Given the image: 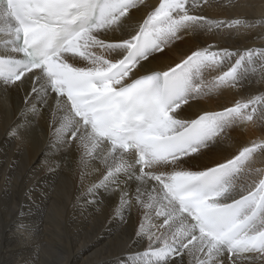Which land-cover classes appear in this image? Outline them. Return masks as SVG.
<instances>
[{
    "label": "snow or ice",
    "instance_id": "6c2138e0",
    "mask_svg": "<svg viewBox=\"0 0 264 264\" xmlns=\"http://www.w3.org/2000/svg\"><path fill=\"white\" fill-rule=\"evenodd\" d=\"M210 3L159 0L134 21L145 0H0V89L23 93L21 116L50 115L54 154L75 151L99 174L84 203L102 209L116 196L113 219L140 214L116 264H264V138L202 162L232 130L264 128V91L189 112L219 90L264 83V48L169 56L192 34L255 27L209 18ZM28 130L9 127L18 151Z\"/></svg>",
    "mask_w": 264,
    "mask_h": 264
},
{
    "label": "bare ground",
    "instance_id": "6f19581e",
    "mask_svg": "<svg viewBox=\"0 0 264 264\" xmlns=\"http://www.w3.org/2000/svg\"><path fill=\"white\" fill-rule=\"evenodd\" d=\"M145 2L148 7L134 12V21L142 20L159 0ZM202 14L216 20H246L255 23V27L192 34L178 43L169 56L175 58L179 51L207 44L240 51L264 48V0H211ZM261 91L264 83L253 80L244 89L219 90L193 102L189 112L218 111L242 96ZM23 108L22 92L0 89V264H116L114 258L123 251L119 240L122 237L127 242L135 236L140 214L134 208L123 221L113 219L116 196L106 201L102 209L84 203L81 192L98 180L99 174L80 164L75 151L66 157L63 153L54 154L49 148L50 115L45 113L33 121L30 112L21 116ZM18 119L29 126L19 151V142L7 135ZM230 137L202 162L230 158L252 140L264 138V128L248 124L243 130H232ZM53 161L61 163L55 172L49 171L54 167ZM256 167L264 165L257 163ZM146 245L145 238L133 247L143 250ZM184 259L187 264L189 258Z\"/></svg>",
    "mask_w": 264,
    "mask_h": 264
}]
</instances>
